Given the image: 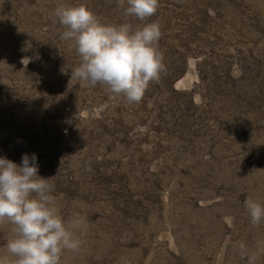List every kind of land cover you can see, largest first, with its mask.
Segmentation results:
<instances>
[{"label": "rangeland", "instance_id": "1", "mask_svg": "<svg viewBox=\"0 0 264 264\" xmlns=\"http://www.w3.org/2000/svg\"><path fill=\"white\" fill-rule=\"evenodd\" d=\"M84 5L105 24L156 22L165 71L139 103L71 79L76 43L55 11ZM0 0V157L55 185L80 217L60 264H264V0ZM13 225L0 223V261Z\"/></svg>", "mask_w": 264, "mask_h": 264}, {"label": "clouds", "instance_id": "2", "mask_svg": "<svg viewBox=\"0 0 264 264\" xmlns=\"http://www.w3.org/2000/svg\"><path fill=\"white\" fill-rule=\"evenodd\" d=\"M126 3L124 15L141 21L154 16L159 8V0ZM55 15L66 29L61 39L74 40L80 57L71 79L91 87L103 85L129 103H139L150 83L165 71L163 53L157 47L162 36L158 23L136 30L129 23L105 24L84 5L59 7ZM38 172L35 154L31 158L24 154L22 165L0 157V223L14 226L7 253L15 264H60L65 250L77 251L82 245L76 230L83 219L62 218L52 194L55 185ZM246 208L253 225L264 221V203L249 199Z\"/></svg>", "mask_w": 264, "mask_h": 264}]
</instances>
